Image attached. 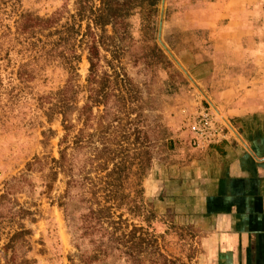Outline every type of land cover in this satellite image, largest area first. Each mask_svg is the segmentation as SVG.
Listing matches in <instances>:
<instances>
[{"label":"rangeland","instance_id":"obj_1","mask_svg":"<svg viewBox=\"0 0 264 264\" xmlns=\"http://www.w3.org/2000/svg\"><path fill=\"white\" fill-rule=\"evenodd\" d=\"M187 7L189 0H161L156 7L152 39H142L136 13L128 18L132 39L121 63L134 97L118 113V121H112L115 107L111 100L105 110L102 105H93L87 118L80 113L74 129L79 139L74 150L79 184L69 196L61 198L63 175L58 173L51 188L46 189L43 174L50 157L57 156V141L63 131L57 117L47 121L38 107V97L61 86L68 73L56 60L35 58L25 49L22 38H15V27L19 13L26 12L47 16L58 11L63 21L74 11V0H0V195L5 196L0 201V264H9L6 261L11 258L15 264H70L69 258L81 264L75 256L67 219L70 216L78 223L77 218L86 212L84 201L102 200L107 194L105 187H118L117 194L123 193L133 204L129 213L124 206L119 208L128 224L145 226L143 210H151L149 229L158 235L163 251L177 258L174 264H217L198 260L206 255L201 245L204 234L189 223V122L201 108L208 107L197 81V76L208 69L199 65L200 56L199 64L193 66L189 29L176 24V12ZM146 42L154 43L161 52L158 62L149 59V54L134 59L135 54L143 52L141 45ZM76 67L77 82L83 83L87 71L84 52ZM77 98L81 106L84 94L79 93ZM147 140L151 164L142 175ZM115 143H119L121 158L119 186L113 180L114 162L100 168L103 155L115 148ZM103 180L113 185L106 186ZM60 198L66 202L64 210L57 205ZM19 207L32 214L19 219ZM17 222L30 234L14 240L13 250H3ZM78 241L80 249L89 248L86 238ZM94 264L131 261L112 255Z\"/></svg>","mask_w":264,"mask_h":264},{"label":"crops","instance_id":"obj_2","mask_svg":"<svg viewBox=\"0 0 264 264\" xmlns=\"http://www.w3.org/2000/svg\"><path fill=\"white\" fill-rule=\"evenodd\" d=\"M174 17L189 29L193 66L199 56L207 66L197 81L224 125L209 144L189 138V223L203 230L206 254L198 260L264 264V0H189Z\"/></svg>","mask_w":264,"mask_h":264},{"label":"trees","instance_id":"obj_3","mask_svg":"<svg viewBox=\"0 0 264 264\" xmlns=\"http://www.w3.org/2000/svg\"><path fill=\"white\" fill-rule=\"evenodd\" d=\"M160 1L74 0V11L68 13L63 21H60L61 14L58 11L47 16L33 15L29 12L19 13L15 38L18 39L20 36L25 49L35 58L43 56L47 61L56 60L68 73L61 86L38 97V107L42 109L47 121L57 117L63 131L57 141V156L50 157L47 172L43 174L46 189L51 188L58 173L63 175L65 188L61 198L69 196L70 190L79 184L74 153L79 139L74 129L80 113H85L87 118L93 105H102L105 110L107 103L111 100L115 107L112 121L120 119L118 113L134 97L133 86L121 63L132 39L129 34L128 18L136 13L139 17L142 39H152L156 7ZM141 47L143 52L139 55L135 54V60L146 57L148 54L149 59L153 57L154 62H158L161 58L162 54L154 43L146 42ZM83 52L87 71L83 83H78L75 71ZM79 93H83L85 98L81 106L77 105ZM110 127L114 130L118 128V126ZM47 131H51L50 128H47ZM41 133L44 134L43 131ZM146 143V157L141 167L142 175L151 164L149 140ZM160 143L164 144L163 138ZM118 146L119 143H115V148L103 155L100 167L106 169L105 164L108 161L114 162L115 169L112 172L116 175L113 180H117V183L120 174V169L117 168L121 160L118 155L120 154ZM110 174L107 171L106 176L109 177ZM103 182L106 186L113 185L107 180ZM114 188L110 190L105 187L107 194H104L102 200L86 199L84 201L86 212L77 218L78 223L65 213V220L68 216L67 221L73 236V245L77 250L75 256L78 262L94 264L115 255L117 258L123 257L125 261L130 260L131 264H144V261L146 264H174L177 258L163 251L158 242V235L149 229L148 222L153 216L151 210L147 208L143 210V220L147 222L145 226L128 224L119 208L124 206L129 213L132 211L133 204L125 198L123 193L117 194L118 187ZM3 198L5 196L1 194L0 201ZM61 198L57 205L62 206L64 210L66 202ZM31 214L30 211L20 207L16 213L19 219ZM28 234L30 230L17 222L16 228L12 230L7 237V242L1 248L13 250L14 240ZM80 238H86L88 249H80L81 242L78 241ZM70 259V264H75ZM6 262L15 264L12 258ZM179 264L189 263L180 262Z\"/></svg>","mask_w":264,"mask_h":264},{"label":"built area","instance_id":"obj_4","mask_svg":"<svg viewBox=\"0 0 264 264\" xmlns=\"http://www.w3.org/2000/svg\"><path fill=\"white\" fill-rule=\"evenodd\" d=\"M221 119L215 118L208 108H201L200 112L189 122V131L195 143L209 144L220 139L224 134Z\"/></svg>","mask_w":264,"mask_h":264}]
</instances>
